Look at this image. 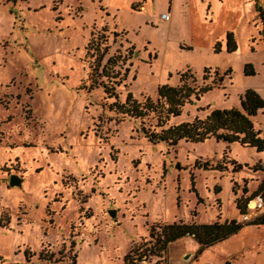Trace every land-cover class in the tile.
I'll return each instance as SVG.
<instances>
[{"label": "rangeland", "instance_id": "1", "mask_svg": "<svg viewBox=\"0 0 264 264\" xmlns=\"http://www.w3.org/2000/svg\"><path fill=\"white\" fill-rule=\"evenodd\" d=\"M256 8L264 12V0H0V264H123L152 225L258 214L247 206L244 219L234 199L264 177V149L150 143L142 128L158 131L155 118L115 114L100 84L123 102L128 93L154 100L185 70L195 85L219 83L163 127L237 108L246 85L264 84ZM99 36L98 51L86 47ZM108 58L115 78L97 75ZM259 112L251 122L263 137ZM11 174L19 185H8ZM198 249L184 236L134 264H264V226Z\"/></svg>", "mask_w": 264, "mask_h": 264}, {"label": "trees", "instance_id": "2", "mask_svg": "<svg viewBox=\"0 0 264 264\" xmlns=\"http://www.w3.org/2000/svg\"><path fill=\"white\" fill-rule=\"evenodd\" d=\"M262 21V33L264 34V12L256 8ZM102 36L96 39H90L86 47L98 51ZM225 52L235 51L236 44L230 32L225 34L224 42ZM215 52H219V43L215 42L213 46ZM98 59V56H97ZM115 59L108 58L98 76H109L105 68L111 70L115 64ZM109 65L110 67H107ZM209 68H203L206 73ZM216 71V68H213ZM229 70L225 72L228 74ZM244 75H253L254 71L250 64L243 66ZM178 84L175 86L159 85L156 88V97L154 100L147 96L142 99H135L129 93L126 94L123 102H118L114 94L113 86L100 82L106 97H114L108 107L115 114L126 116L133 119L155 118L154 127H159L158 131L154 128H142L144 137L150 143H165L168 146H174L179 140L191 143H199L205 139L223 140L228 143H238L241 146L251 147L257 152L264 149V136H260V131L253 128L251 118L259 110L264 109L263 99L252 89H245L239 96L238 107L228 109H212L202 118L194 117L189 122L177 125H167L163 127L169 117L178 116L185 103H190L191 99L197 100L198 97L219 86V83L211 82L209 84L195 85L192 74L188 71L177 73ZM203 79L204 76H203ZM259 169V168H255ZM246 194V188H242V195L234 199V205L239 215L247 214V204L255 196H259L262 201L260 212L248 220L237 221L236 219H225L223 221H213L205 224L183 223L182 221L172 222L170 224H155L149 228L146 240L134 246L124 256L123 264H134L145 261L152 257H160L168 243L173 242L184 236L194 239L200 250L204 246H210L221 242L229 236L235 234L245 226H264V177L258 182L254 191ZM251 203V202H250ZM249 203V205H250ZM49 257V256H47ZM39 258L46 260L49 258ZM227 264V263H225Z\"/></svg>", "mask_w": 264, "mask_h": 264}, {"label": "built area", "instance_id": "3", "mask_svg": "<svg viewBox=\"0 0 264 264\" xmlns=\"http://www.w3.org/2000/svg\"><path fill=\"white\" fill-rule=\"evenodd\" d=\"M161 18L164 21H168L169 20V17L166 14H164V13L161 14ZM250 202L252 204L251 208H249V203ZM247 206H248V210H250L252 212L261 210V208H262L261 198L258 195L255 196L251 201L248 202ZM245 217H246V215L243 216L244 219H245Z\"/></svg>", "mask_w": 264, "mask_h": 264}, {"label": "water", "instance_id": "4", "mask_svg": "<svg viewBox=\"0 0 264 264\" xmlns=\"http://www.w3.org/2000/svg\"><path fill=\"white\" fill-rule=\"evenodd\" d=\"M20 181H21V178H19L15 174H11V175H9V178H8V185L9 186H17L20 184ZM109 214H110V216H113V211L109 210Z\"/></svg>", "mask_w": 264, "mask_h": 264}, {"label": "crops", "instance_id": "5", "mask_svg": "<svg viewBox=\"0 0 264 264\" xmlns=\"http://www.w3.org/2000/svg\"><path fill=\"white\" fill-rule=\"evenodd\" d=\"M219 46H220V44H219ZM221 47V46H220ZM219 50H220V48H219ZM245 88H249V89H252V90H254L259 96H263L261 93H260V91L259 90H261L262 88H264V84H256V85H252V84H250V85H246L245 86ZM259 111H261V110H259ZM258 111V113H261V112H259Z\"/></svg>", "mask_w": 264, "mask_h": 264}]
</instances>
